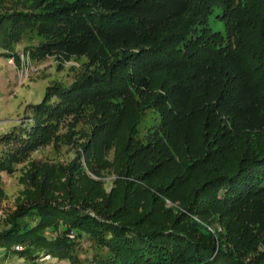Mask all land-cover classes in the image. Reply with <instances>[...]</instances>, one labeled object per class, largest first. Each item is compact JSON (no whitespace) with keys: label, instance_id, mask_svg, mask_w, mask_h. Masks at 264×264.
Listing matches in <instances>:
<instances>
[{"label":"trees","instance_id":"1","mask_svg":"<svg viewBox=\"0 0 264 264\" xmlns=\"http://www.w3.org/2000/svg\"><path fill=\"white\" fill-rule=\"evenodd\" d=\"M213 6L224 33L206 25ZM83 26L107 35L149 33L148 46H110L109 63L101 53L94 57L97 68L105 64L104 75L87 64L69 85L49 83L42 99L28 104L27 119L0 134V172L26 160L24 187L0 229L3 255L70 264H264V0H0V51L16 65L26 57H68ZM26 33L43 41L21 55L15 46ZM147 64L164 70L176 89L189 84L203 101L193 102V109L202 107V154L165 180L154 178L160 166L152 162L153 145L133 142L135 122L107 113L104 98L86 113V104L120 78L149 90L151 73L138 72ZM60 143L72 146L75 158L28 159ZM111 147L116 152L106 162ZM103 165L124 177L109 193L100 180ZM188 182V195L175 194ZM252 198L262 214L258 227L247 216L258 213ZM83 239L89 248L80 251Z\"/></svg>","mask_w":264,"mask_h":264},{"label":"rangeland","instance_id":"2","mask_svg":"<svg viewBox=\"0 0 264 264\" xmlns=\"http://www.w3.org/2000/svg\"><path fill=\"white\" fill-rule=\"evenodd\" d=\"M218 12L219 9L215 6L210 9L206 25L212 32L224 33V23L217 17ZM82 30L85 32L79 37L80 42L67 48V51L70 52L68 57L65 54L47 56L42 60L32 57L29 60L26 57L24 63L16 65L12 58L8 59L1 55L0 51V134L11 130L27 119V116L31 113V110L27 108L28 104L39 102L49 83L58 82L69 85L77 70L85 68L87 64L89 66L87 69L91 70L92 74L104 75L105 64L100 65V68L96 67L98 61L94 57L97 54L101 53L102 56H107V62L109 63L113 56L110 55V46L116 52L121 51L123 46H128L129 42H140L141 45L148 46L149 41L146 39L150 36L149 33H136L130 30L119 32L116 35H107L100 30L87 26H83ZM151 33L153 35L152 31ZM42 41L43 37L41 35L26 33L21 41L16 44L15 51L22 55L28 46L37 45ZM131 50L137 51L138 48H132ZM148 67V64L141 65L138 72L142 74L151 73L149 90L140 89L129 82H123L120 78L114 84L112 90L107 91L104 96H97L98 102L90 101L89 104H86V113L95 112L102 103H99V99L104 98L103 107H106L107 113H118V116H122L125 120V124L131 121L135 122L133 142L135 144L141 142L147 146L153 145L152 162H158L160 166L156 172L158 174L154 178L165 180L173 174V169L183 170L189 158L202 154L199 131L200 110L202 107L193 109V102L196 101V105H198L203 101L201 97L194 96L192 87L189 84L178 86L176 89V86H171L172 81L165 75L164 70H158L155 66L152 71L154 67H151V69ZM124 72L126 70L122 69L119 74L123 75ZM186 77L190 76L184 78ZM178 97L182 98V101ZM146 104H150V106L145 107ZM68 120L75 122L77 118L72 119L70 116ZM78 121L81 122L82 117ZM76 128L80 129L76 134H82L80 132L84 130V125L80 124ZM64 130H66V127L62 129V131ZM115 152L114 147L106 152V162L112 161ZM225 153L230 154V151L226 150ZM75 155L72 146L69 147L65 144H61L59 147L47 145L33 151L28 159L43 160L50 163H66L75 158ZM82 162L85 164L84 158ZM25 164L26 160L18 163L12 173L0 172L1 185L5 193V197L0 200V229L3 227L5 215L16 208V196L24 187L19 181V176ZM102 167L103 175L100 180L105 191L109 193L113 188L119 186L117 181L124 177L117 175L111 165H103ZM95 178L99 179L98 177ZM190 185L191 182L183 184L182 188L176 190L175 194L188 195ZM255 200L256 198H252L249 203L254 206L258 213L253 216L247 213V216L250 215L248 219L251 227H258L262 217L261 211L255 207ZM167 207L169 205L164 204V208ZM158 214H161V211ZM217 225V229H223L222 226ZM88 245L89 242L83 239V249L81 247L79 250L83 251ZM90 254L91 252H87V255ZM0 264L70 263L67 260H58L48 255L31 261L11 253L3 255V250L0 249Z\"/></svg>","mask_w":264,"mask_h":264},{"label":"built area","instance_id":"3","mask_svg":"<svg viewBox=\"0 0 264 264\" xmlns=\"http://www.w3.org/2000/svg\"><path fill=\"white\" fill-rule=\"evenodd\" d=\"M23 57V56H22ZM16 249H20L21 247L20 246H15Z\"/></svg>","mask_w":264,"mask_h":264}]
</instances>
